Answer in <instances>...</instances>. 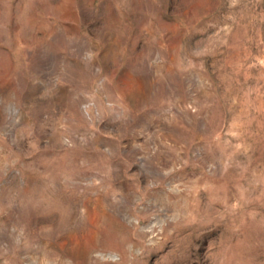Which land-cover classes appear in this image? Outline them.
Wrapping results in <instances>:
<instances>
[{
    "label": "rangeland",
    "instance_id": "374dc122",
    "mask_svg": "<svg viewBox=\"0 0 264 264\" xmlns=\"http://www.w3.org/2000/svg\"><path fill=\"white\" fill-rule=\"evenodd\" d=\"M0 264H264V0H0Z\"/></svg>",
    "mask_w": 264,
    "mask_h": 264
}]
</instances>
